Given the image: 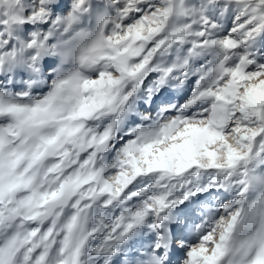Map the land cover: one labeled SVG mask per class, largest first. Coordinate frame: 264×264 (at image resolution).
Returning a JSON list of instances; mask_svg holds the SVG:
<instances>
[{
    "label": "snow or ice",
    "instance_id": "6c2138e0",
    "mask_svg": "<svg viewBox=\"0 0 264 264\" xmlns=\"http://www.w3.org/2000/svg\"><path fill=\"white\" fill-rule=\"evenodd\" d=\"M0 264H264V0H0Z\"/></svg>",
    "mask_w": 264,
    "mask_h": 264
},
{
    "label": "rangeland",
    "instance_id": "374dc122",
    "mask_svg": "<svg viewBox=\"0 0 264 264\" xmlns=\"http://www.w3.org/2000/svg\"><path fill=\"white\" fill-rule=\"evenodd\" d=\"M169 95L174 97L175 94L174 93H169Z\"/></svg>",
    "mask_w": 264,
    "mask_h": 264
}]
</instances>
